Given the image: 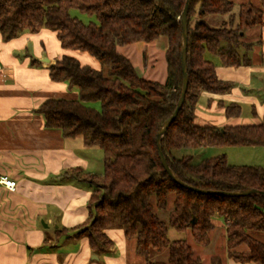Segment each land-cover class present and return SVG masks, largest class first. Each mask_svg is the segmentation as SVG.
I'll list each match as a JSON object with an SVG mask.
<instances>
[{
	"label": "trees",
	"instance_id": "obj_1",
	"mask_svg": "<svg viewBox=\"0 0 264 264\" xmlns=\"http://www.w3.org/2000/svg\"><path fill=\"white\" fill-rule=\"evenodd\" d=\"M187 0H0V34L8 42L24 32L48 29L65 51L87 53L100 65H83L63 55L48 70L53 82L76 89L78 99H48L37 110L47 129L65 138H80L86 148L105 154L101 175L81 169L61 175L63 182L81 181L92 188L85 224L77 237L87 236L96 253L113 246L111 228L123 229L135 241L146 264H203L187 240L168 238L169 230L190 232L195 242L209 246L214 220L226 224L227 256L239 263L264 264V197L207 195L175 183L164 170L157 148L162 124L177 107L182 87L181 16ZM77 10L96 22L85 23ZM264 26V0H193L188 14V76L185 103L162 139L170 168L187 185L202 190L264 192V168L234 166L225 155L193 163L176 158L174 150L195 147L264 146V124L227 125L223 129L195 123L194 110L203 92L222 94L232 83L217 76L223 66L251 63L252 43L246 34ZM168 40L167 77L161 83L141 76L119 47ZM98 103L99 108L93 104ZM227 118L239 117L241 107L226 106ZM174 197L165 219L169 196ZM263 236V237H262ZM247 252H240L241 245ZM167 252V262L153 261ZM212 264H222L214 257Z\"/></svg>",
	"mask_w": 264,
	"mask_h": 264
},
{
	"label": "crops",
	"instance_id": "obj_2",
	"mask_svg": "<svg viewBox=\"0 0 264 264\" xmlns=\"http://www.w3.org/2000/svg\"><path fill=\"white\" fill-rule=\"evenodd\" d=\"M245 41L252 43L250 65L226 67L212 58L218 78L231 82L232 88L200 95L194 110L197 125L223 129L264 124V26L249 31ZM167 48L168 40L161 50ZM65 54L100 67L87 53L65 51L48 29L24 32L8 42L0 34V176L17 182L14 191L0 187V264H146L123 229L106 231L113 242L107 253L94 252L87 236H76V229L87 221L92 188L77 180L63 182L61 175L75 169L101 175L105 154L86 149L81 139L47 129L37 113L48 99H78L76 89L53 82L49 75L50 64ZM232 103L241 107V114L229 119L225 109ZM214 224L209 246L216 231L227 244L226 224L220 218ZM238 251L247 252V245ZM221 260L243 264L228 258L227 247Z\"/></svg>",
	"mask_w": 264,
	"mask_h": 264
},
{
	"label": "rangeland",
	"instance_id": "obj_3",
	"mask_svg": "<svg viewBox=\"0 0 264 264\" xmlns=\"http://www.w3.org/2000/svg\"><path fill=\"white\" fill-rule=\"evenodd\" d=\"M235 4H240L244 0H232ZM71 14L78 17L85 23L96 22L95 17H90L77 10H72ZM167 41L165 37H161L158 41L147 44L139 42L131 45L119 47V51L127 56L133 64L137 73L144 78L163 83L167 77V63L165 59V51L161 50L162 43ZM257 57L255 60H258ZM94 107L99 108V104H93ZM81 141L80 138H77ZM87 149V148H86ZM92 152L100 151L98 148H92ZM104 153V152H103ZM173 155L176 158L191 156L194 164H199L206 159L215 158L225 155L229 164L236 166H260L264 168V146H231V147H195L189 149L174 150ZM174 197L169 196V204L166 211L159 214L163 219L167 217V212L172 208ZM218 218V217H217ZM216 219V218H215ZM220 232L216 231L212 234L213 241L209 247L199 246L193 239L190 232H178L176 230H169L168 238L174 240H187L193 247L196 256H199L204 264H210V260L214 256L225 257L226 244L225 239L216 237ZM263 237V236H262ZM264 238V237H263ZM153 261L167 262V252L154 254Z\"/></svg>",
	"mask_w": 264,
	"mask_h": 264
},
{
	"label": "water",
	"instance_id": "obj_4",
	"mask_svg": "<svg viewBox=\"0 0 264 264\" xmlns=\"http://www.w3.org/2000/svg\"><path fill=\"white\" fill-rule=\"evenodd\" d=\"M193 0H187L185 9L181 16V24H182V49H181V60H182V73H183V87L181 91V95L179 98V101L177 103V107L171 117L167 119L161 126L158 135H157V148L159 152V157L162 163V166L164 167V170L169 175V177L178 185L193 190L195 192L201 193V194H207V195H219V196H226V197H242V196H248L251 194H259L264 197V192L258 191L255 189L245 190V191H236V192H225V191H213V190H202V189H196L193 188L183 181H181L176 174L173 172V170L170 168L168 161L163 153L162 150V139L164 135L169 130L172 123L177 119L179 112L181 111L188 92L189 87V76H188V65H187V58H188V39H189V31H188V14L190 10V6Z\"/></svg>",
	"mask_w": 264,
	"mask_h": 264
},
{
	"label": "built area",
	"instance_id": "obj_5",
	"mask_svg": "<svg viewBox=\"0 0 264 264\" xmlns=\"http://www.w3.org/2000/svg\"><path fill=\"white\" fill-rule=\"evenodd\" d=\"M0 187H5L8 190L14 191L17 187V182L8 176H0Z\"/></svg>",
	"mask_w": 264,
	"mask_h": 264
}]
</instances>
